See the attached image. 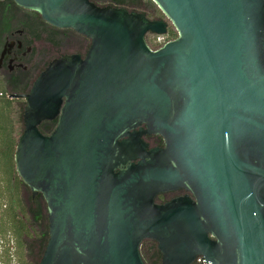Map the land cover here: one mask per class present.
<instances>
[{"label": "water", "instance_id": "obj_1", "mask_svg": "<svg viewBox=\"0 0 264 264\" xmlns=\"http://www.w3.org/2000/svg\"><path fill=\"white\" fill-rule=\"evenodd\" d=\"M12 1L90 41L9 94L25 101L15 170L45 202L38 264H146L143 240L161 264H264V0H151L176 31L155 49L146 34H166L164 19Z\"/></svg>", "mask_w": 264, "mask_h": 264}, {"label": "flooded vegetation", "instance_id": "obj_2", "mask_svg": "<svg viewBox=\"0 0 264 264\" xmlns=\"http://www.w3.org/2000/svg\"><path fill=\"white\" fill-rule=\"evenodd\" d=\"M98 6H112L122 7L128 11H136L145 14L148 19L159 20L162 19L160 15L151 14L144 9L136 7L134 4H120L117 0H91ZM133 5V7L131 6ZM29 10V9H27ZM31 15L29 18L18 19V23L22 26L18 27L16 18L9 20L0 19V73L2 82L7 86L23 88L22 91L14 94H23L28 92L32 82L38 74L48 65L53 59L59 58L66 54H79L84 57L90 41L87 37L75 32L70 28H58L50 25L41 19L40 15L32 10H29ZM15 21V23L13 22ZM167 23V30H168ZM149 33L146 34V40L149 43ZM64 46L72 47L70 51H62ZM53 49L55 53L48 56L43 62V67L38 71L36 77L31 81L34 72L39 67V57L45 54L48 50ZM12 97V96H11ZM15 99H22V97H13ZM48 123L45 128V133L55 125ZM140 139L144 141L150 150L155 147L163 148L164 142L158 134H141ZM187 191L180 189L177 191H167L159 193L155 196L156 203H165L175 197L185 195ZM0 197L9 200L8 203L3 204L1 210L9 211L15 204L18 205V211L25 220V214L29 217L31 222L35 225L40 223L48 232L47 222L43 212L42 196L40 193L32 197L30 188L25 185L17 175L15 170V163L13 158V166L9 171H6L0 161ZM44 201V200H43ZM45 203V202H44ZM39 209L40 211L38 212ZM16 210V209H15Z\"/></svg>", "mask_w": 264, "mask_h": 264}, {"label": "rangeland", "instance_id": "obj_3", "mask_svg": "<svg viewBox=\"0 0 264 264\" xmlns=\"http://www.w3.org/2000/svg\"><path fill=\"white\" fill-rule=\"evenodd\" d=\"M8 4L12 19L16 18L17 21L18 19L30 17L31 12L29 10L19 6L17 7V5L15 6L10 1L8 2ZM135 5L136 7L144 9L151 14L160 15V17L162 16L161 18L168 23L169 29L166 32L168 37L172 39L176 36V31L171 25L170 21L162 14V12L151 0H137V3ZM131 6L133 7V5ZM13 22L15 23L14 20ZM16 24L19 28H21L22 25L18 23V21ZM148 39L150 41V38ZM72 49V47L64 46L61 50L68 52ZM54 53L55 51H53V49H50L45 52L44 55L39 57V67L35 70L31 81L36 77L38 71L43 67V62L48 58V56L50 57V55H53ZM6 86L7 85L2 82V76L0 73V89L7 88ZM12 101V136L14 139H16L17 143V139L23 130V122L20 121L19 112L23 110L24 102L22 99H13ZM0 161L2 162V166L6 171H9L13 166L11 147L10 144L7 143V141H5V143L2 142V145L0 146ZM8 202L9 200H7L6 198L0 197V264H24L25 262H28V264H38L42 254V246L46 243L48 238L47 229L45 234V228L40 223L35 225L29 220L27 214H25V220L27 222L25 231L27 234H18L15 230V227L13 226V221L10 214H8L7 211L1 210L3 204H6ZM12 202L14 204L13 208L16 209L18 216L22 217L21 215H23V213L18 211V205L15 204L13 200ZM42 204L44 216L47 222L46 208L43 200Z\"/></svg>", "mask_w": 264, "mask_h": 264}, {"label": "trees", "instance_id": "obj_4", "mask_svg": "<svg viewBox=\"0 0 264 264\" xmlns=\"http://www.w3.org/2000/svg\"><path fill=\"white\" fill-rule=\"evenodd\" d=\"M9 1L14 4L12 0H0V19L5 20V21L11 18L10 8L8 4ZM117 3L134 5L137 3V0H117ZM6 87L7 88L0 89V136H1L0 146L2 145V142L5 143V141H7V143L10 144L11 154H12V159H13L16 139H14L12 136V129H13V120H12L13 101L12 100L15 98L9 96V94L18 93L22 91L23 88L13 87V86H6ZM22 114H23V110L19 112V118L21 122H23ZM48 123H54V121H43L39 125V129L43 133H45L44 130L45 128L48 127ZM37 210L38 212L40 211L39 209ZM7 213L10 214L12 218L13 226L15 227L16 232L18 234H21V233L27 234L25 231L27 222L24 221L23 218L18 216L16 210L12 207ZM45 244L42 246V252L44 250ZM140 253L146 264H161V254L159 250L157 249V245L155 241L143 240L140 245ZM24 264H28V262H25Z\"/></svg>", "mask_w": 264, "mask_h": 264}, {"label": "built area", "instance_id": "obj_5", "mask_svg": "<svg viewBox=\"0 0 264 264\" xmlns=\"http://www.w3.org/2000/svg\"><path fill=\"white\" fill-rule=\"evenodd\" d=\"M149 37L150 42L148 44L153 49L160 47L170 39L167 34L149 33ZM192 264H206V262L202 256H198Z\"/></svg>", "mask_w": 264, "mask_h": 264}]
</instances>
